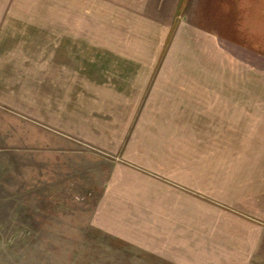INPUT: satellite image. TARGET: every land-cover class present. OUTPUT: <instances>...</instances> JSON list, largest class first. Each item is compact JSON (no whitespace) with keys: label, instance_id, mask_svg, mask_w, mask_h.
I'll use <instances>...</instances> for the list:
<instances>
[{"label":"rangeland","instance_id":"obj_1","mask_svg":"<svg viewBox=\"0 0 264 264\" xmlns=\"http://www.w3.org/2000/svg\"><path fill=\"white\" fill-rule=\"evenodd\" d=\"M178 4L0 0V264H264V0ZM118 166L185 182L182 261L137 190L96 227Z\"/></svg>","mask_w":264,"mask_h":264},{"label":"crops","instance_id":"obj_2","mask_svg":"<svg viewBox=\"0 0 264 264\" xmlns=\"http://www.w3.org/2000/svg\"><path fill=\"white\" fill-rule=\"evenodd\" d=\"M167 2L181 4L182 0H167ZM168 16L169 20L170 14ZM179 29L180 27L178 24L175 30V34L173 33L169 42L168 40H166V38L165 41H163V36L161 37V39L158 41L161 44L160 49L163 50L167 47V45L170 46L175 42V38L177 37ZM192 32L194 34L192 36L194 42H200L198 39L202 38L201 33L197 34V32ZM168 35L169 33L167 34V37ZM217 48L218 47L216 46V49ZM153 97L154 95H150L149 99ZM146 110L147 113H149L151 110H153V107H147ZM137 112L138 109L134 108V115H136ZM153 113L154 111H151L150 114ZM76 132L81 133V131ZM114 153L119 154V151H115ZM126 153H123L126 164L130 162L134 165L142 166V163L140 161L134 160V156L132 154L127 155ZM138 169L139 168L128 169L124 166L117 167L114 175L112 176V179L109 182V185L107 186L104 198L99 205L95 220L96 227L99 229H103L108 234L114 235L116 238L120 239L124 238V235L122 236V233H125V236H133L130 226L123 224L121 220H118L120 223L117 221V212L118 210H133L131 208L135 203L132 201V199L129 198V196H131L130 193L132 190H137L136 192L142 194L143 200H141L140 202H136V211L140 212V209L142 208V212L148 211L152 213L153 217L155 218V223H153V220V224H146L148 227L155 229V239H151L152 241H148L147 243L151 245H159L161 247V251L154 252L158 256L170 261H182L183 258H186V256L183 257V255H186L189 249L190 251L194 249L193 243H188L186 238L184 216L183 219H181V213L183 215V213H185L186 211L187 190H185L184 188L185 182L178 180V178L172 177L170 175H165L163 179H166L165 183H159L160 185H158L159 188L156 194L153 193L154 190L152 188L154 187V184H157L155 182L158 181L150 177L149 175L147 176L146 173ZM124 172L133 174L137 179L132 181L128 178L124 179L121 178V176H118L119 174ZM124 195L127 196L126 199H124ZM123 200L126 201L124 202V204L126 203V205L123 204ZM118 205L120 209L117 208ZM141 205L142 207L140 208ZM131 219H134V221L139 224V220L141 219V217L139 215L131 216ZM129 229L130 231H128ZM136 242L138 243L139 241L137 240ZM188 245H190V248Z\"/></svg>","mask_w":264,"mask_h":264},{"label":"trees","instance_id":"obj_3","mask_svg":"<svg viewBox=\"0 0 264 264\" xmlns=\"http://www.w3.org/2000/svg\"><path fill=\"white\" fill-rule=\"evenodd\" d=\"M235 6L237 7V10L239 11V9H238V5L235 3ZM238 14H239V12H238ZM240 16H238V18H239ZM174 27H175V23L173 24V26H172V28H171V30H170V32H169V35H168V40H170V38L172 37V30L174 29ZM240 32V31H239ZM240 35H241V37H243V38H245V36L246 35H242L241 33H240ZM246 39V38H245ZM243 44V43H242ZM244 46H247V45H250V46H252L251 48H253V49H256V51H258V52H260V53H262L263 55H264V50H262L260 47H256V45L254 44V43H252V44H250L248 41H247V43L245 42L244 44H243Z\"/></svg>","mask_w":264,"mask_h":264}]
</instances>
